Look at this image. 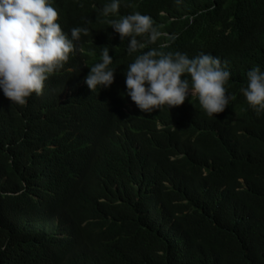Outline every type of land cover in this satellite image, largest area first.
Masks as SVG:
<instances>
[{
  "label": "trees",
  "instance_id": "obj_1",
  "mask_svg": "<svg viewBox=\"0 0 264 264\" xmlns=\"http://www.w3.org/2000/svg\"><path fill=\"white\" fill-rule=\"evenodd\" d=\"M109 2L54 0L69 38L88 30L78 50L26 105L0 92V264H264V112L240 93L264 71V0ZM133 12L160 36L128 54L109 21ZM104 47L114 81L91 92ZM148 48L219 57L233 99L141 112L123 72Z\"/></svg>",
  "mask_w": 264,
  "mask_h": 264
},
{
  "label": "clouds",
  "instance_id": "obj_2",
  "mask_svg": "<svg viewBox=\"0 0 264 264\" xmlns=\"http://www.w3.org/2000/svg\"><path fill=\"white\" fill-rule=\"evenodd\" d=\"M53 3L54 0H0V92L11 103L24 106L33 93L41 94L49 76L63 66L70 53L78 50L74 41L87 34V28L73 27L69 38L57 22L58 10ZM119 7L120 0H110L101 15H115ZM109 23L120 40L128 39V54L145 49L160 36L153 19L140 12ZM145 35L146 40L137 39ZM100 55V61L89 68L83 81L91 92L97 87L108 88L114 81L109 49L102 48ZM123 75L126 96L144 113L164 105L168 109L179 106L195 96L206 115L212 117L223 112L233 99L225 88L230 72L219 57L210 53L189 57L180 51L148 48L135 56ZM246 78L240 93L259 115L264 112V71L253 66Z\"/></svg>",
  "mask_w": 264,
  "mask_h": 264
}]
</instances>
